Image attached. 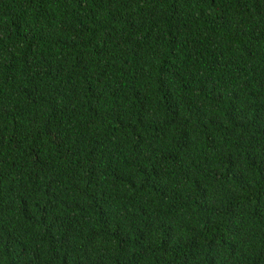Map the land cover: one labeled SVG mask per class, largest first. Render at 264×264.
I'll use <instances>...</instances> for the list:
<instances>
[{"label": "trees", "instance_id": "16d2710c", "mask_svg": "<svg viewBox=\"0 0 264 264\" xmlns=\"http://www.w3.org/2000/svg\"><path fill=\"white\" fill-rule=\"evenodd\" d=\"M0 264H264V0H0Z\"/></svg>", "mask_w": 264, "mask_h": 264}]
</instances>
